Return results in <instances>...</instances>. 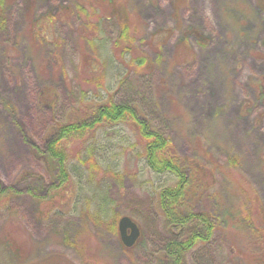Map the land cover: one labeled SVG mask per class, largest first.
<instances>
[{"label":"rangeland","instance_id":"1","mask_svg":"<svg viewBox=\"0 0 264 264\" xmlns=\"http://www.w3.org/2000/svg\"><path fill=\"white\" fill-rule=\"evenodd\" d=\"M75 1L82 2L13 0L0 25V264H161L165 257L162 264H173L165 252L169 231L155 205V190L172 178L151 171L130 149L138 136L129 126L132 140L116 150L124 175L109 179L105 204L92 187L77 192L75 178L68 183L71 195L64 193L60 167L47 156L55 122L77 104L82 87L94 86L82 81L93 73L83 58L85 49L91 52ZM128 1L150 38L142 48L160 60L149 75L130 74L122 93L135 91L182 162L213 169L194 209L209 210L220 227L213 242L186 251L178 264H255L238 253L259 251L256 228L242 219L254 202L216 163L227 166L237 157L228 168L252 185L264 209V0H187L177 11L171 0ZM58 14L41 33L34 29L42 17ZM192 27L204 42L187 34ZM117 32L115 21L106 23L108 40ZM178 47L184 57L176 60ZM113 75L112 89L118 85ZM44 89L57 94L43 95ZM77 149L71 148L72 163H79ZM100 207L104 219L117 221L115 231L89 216ZM125 214L141 229L132 246L119 232Z\"/></svg>","mask_w":264,"mask_h":264},{"label":"trees","instance_id":"2","mask_svg":"<svg viewBox=\"0 0 264 264\" xmlns=\"http://www.w3.org/2000/svg\"><path fill=\"white\" fill-rule=\"evenodd\" d=\"M186 1L171 0L176 11L181 5L186 4ZM12 2L13 0H0L1 26L6 23L5 12ZM74 4L75 11L82 17L80 26L82 40L91 52L85 49L83 58L93 74L82 81H90L94 86L82 87L77 104L70 108L63 120L55 122L54 132L47 140V156L60 167V186L65 190L64 193L69 191L68 194L71 195L68 183H73L75 178L77 192L87 186L88 190L92 187L95 196L98 197L97 202L104 203L109 179H121L124 175L118 168L120 162L117 161L116 150L119 146L122 147L124 142L132 140L131 134L126 130L129 126L138 136L137 144L132 141L130 149L144 158L151 171L169 173L172 178V181L161 184L155 190V205L156 211L165 219L166 231H169V238L165 244L166 255H171L173 264H178L186 251L213 242L220 227L217 218L209 210L194 209V199L197 200L204 193L207 194L213 169L194 159L182 162L183 159L171 137L154 123V119L147 110H144L141 100L135 96V91H132V95L122 93V87L125 86L130 74L142 77L149 75L160 60L151 58L142 48L141 44L150 41V38H146L143 29L140 28L138 13L130 8L129 1L82 0L75 1ZM70 10L74 11V7ZM65 13L62 10L60 16ZM57 17L59 14L39 18L41 20L34 23L33 27L41 33V30H44L42 26L45 27L42 24L47 20L53 22ZM110 20L118 24V32L114 38L108 40L105 26ZM188 31L187 34L194 35L198 41H205L197 28L192 27ZM167 33H162L164 41ZM46 35L44 34L45 37ZM160 35L161 33H158V36ZM154 39L155 37L152 40ZM183 40L179 39L178 43ZM179 52L178 47L174 53L176 60L184 57L179 55ZM112 72L118 83L114 89L112 84L107 83ZM82 81L79 80V83ZM46 93L55 96L57 91L44 89L42 94ZM76 146L78 149L74 153L80 164L70 161L73 153L71 148ZM237 163V157L231 156L229 165ZM216 164L231 178L237 180L242 190L246 191L254 202L244 209L242 219L250 220L256 228L259 251L238 253L249 263L264 264V209L259 197L252 185L244 179L241 180L237 173L228 168L229 165H221V162ZM81 165L84 166L83 169ZM83 170L87 172V181L83 179ZM74 172L79 174L76 176ZM102 210L100 207L93 212L96 215L89 216L96 222L103 223L109 230L115 231L117 221L104 219L106 216H102ZM229 248L230 251L227 252L232 254L234 246L229 245ZM165 259L166 257L162 259L161 264L165 263Z\"/></svg>","mask_w":264,"mask_h":264},{"label":"water","instance_id":"3","mask_svg":"<svg viewBox=\"0 0 264 264\" xmlns=\"http://www.w3.org/2000/svg\"><path fill=\"white\" fill-rule=\"evenodd\" d=\"M119 232L123 243L132 246L141 233L139 223L132 216L125 214L119 219Z\"/></svg>","mask_w":264,"mask_h":264}]
</instances>
